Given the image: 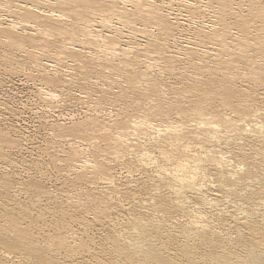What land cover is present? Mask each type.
Masks as SVG:
<instances>
[{
  "label": "bare ground",
  "instance_id": "bare-ground-1",
  "mask_svg": "<svg viewBox=\"0 0 264 264\" xmlns=\"http://www.w3.org/2000/svg\"><path fill=\"white\" fill-rule=\"evenodd\" d=\"M173 3L176 8L171 13ZM242 5L246 6L244 10L241 9ZM175 11L187 17L184 24L178 22L179 17H173ZM206 13L213 14V19L210 16L212 21L204 25ZM250 16L260 19L264 29L263 0H0V49L2 51L3 47L7 50L1 55L7 58L3 64L7 63L5 65L8 66L7 71L6 68L4 70L37 83V90L45 103H57L63 95L86 103L91 95H95L90 109L79 115V118L70 115L68 123L55 119L45 125L51 136V143H48L60 150L56 152V157L54 155L59 165L54 169L65 171L72 185L85 183L80 194H77L80 198H77L76 205L81 207L91 202L101 209L100 212L106 211L109 195L97 188L99 182L107 181L108 186L113 185L115 175L112 163L122 161L130 152L137 153L138 157H135L136 162H129L130 169L154 166L159 176V179L150 182H153L154 190L164 187L171 189L177 206L172 204V198L169 202L178 210L182 208L184 211V206L189 205L187 214L192 215V220L188 224L175 220V224L170 223L168 226L172 229L167 230L162 223L172 208L160 198V192L158 198L157 195L153 198L151 207L158 209L157 205H160L163 213L154 220L155 225H159L155 226L154 222L149 221L134 227L135 238H129L126 244L133 247L130 252L139 260L143 258L151 264H174L169 258L163 257L151 238L148 242L140 241L146 229H159L153 230L155 234L160 229L164 233L178 230L179 235L187 237L185 239L207 244H214L216 238L221 237V232L206 221L205 207H209L210 211L213 209L215 215L212 217L222 223L227 218L231 219V213L221 208L216 198L211 196L215 190L208 185L222 192L228 204L237 206L234 212L240 211L249 217L257 211V207L264 208L263 162L249 161L233 151L234 147L244 145L245 139H250L247 136L240 137L241 132H244L254 135L253 138L259 143V151L264 153V108L255 106L256 109L252 111L258 115L253 116V119H250L251 115L248 118L246 111L250 112L254 104L247 98L243 100L241 96L236 97L237 91L232 88L227 77L230 69L239 70L240 66H244L248 70L244 78L264 85V56L255 55L259 51L258 42L242 46V28L248 25ZM231 31L235 33L231 34ZM125 33L129 35L128 43H122ZM181 34L188 35L195 42L191 48L187 47L189 45L182 47L177 44L176 37ZM138 35L146 37L143 46L137 42ZM170 43H174L173 50L176 49L177 53L169 57L172 54L168 52ZM209 43L217 49L208 48ZM249 47L255 49L253 56L248 58ZM163 51L168 52V55L162 54ZM20 55L24 59L17 61ZM175 56L183 59L179 60ZM225 56L230 57L229 61L235 67L223 65ZM136 60L142 63L141 69L135 68ZM172 60L201 63H195L198 69L193 68L195 65L189 66L194 69L192 75L197 77L193 80L195 86L191 88L197 98L186 102L187 106L180 101L181 104L180 99H175L174 96L180 95L178 91H163L166 87L158 89L157 75L151 71L153 67L159 66V72L162 69L175 72L177 68ZM207 60H212L213 67L205 65ZM161 64L170 67H161ZM210 70H223L224 73L217 78V74L213 75ZM102 79L109 83H103ZM137 79L150 101L132 115L113 111L112 106L121 102L118 97L126 99ZM105 106L112 107L107 116L103 113ZM171 112L178 118L170 120ZM4 131L0 130V144L18 147V138H12ZM221 140L225 143L229 141L226 143V146L231 147L229 151L219 149L217 144ZM151 148L159 149L158 158L152 155ZM7 175L2 181L5 189L15 183L9 181ZM36 183L32 185L34 189L46 196L49 192L45 186ZM88 185L92 188L89 189ZM119 190L117 193H120ZM188 191L193 192L190 197H187ZM47 199L55 201L53 197ZM185 201H189L188 204ZM150 213L154 214V209ZM225 214L229 217H225ZM239 221L236 216L231 227L234 231L228 229L227 240L217 241L216 244L221 245V256L213 258L214 264H264L262 227H249L251 223L246 222L241 228L236 225ZM247 227L249 233H246ZM11 233V244H5L0 250V264L9 262L15 249L16 236L15 232ZM119 238H115V241ZM235 249H241L238 256L229 253Z\"/></svg>",
  "mask_w": 264,
  "mask_h": 264
},
{
  "label": "rangeland",
  "instance_id": "rangeland-1",
  "mask_svg": "<svg viewBox=\"0 0 264 264\" xmlns=\"http://www.w3.org/2000/svg\"><path fill=\"white\" fill-rule=\"evenodd\" d=\"M244 3L245 2L243 1V4ZM175 8L176 5L173 3L171 6V13L174 12ZM245 8L246 6L242 5L241 9L244 10ZM253 14H256V12H253ZM174 16L176 19L179 17L177 19L178 22L181 21L183 24L186 22L187 17L185 15L179 14L175 11L173 17ZM204 16V25L213 19V14L206 13ZM250 18L248 25H245L246 27L242 28L244 32L242 46L245 47L246 44L253 45L255 42H258V48H256L257 50L259 49V51H256L258 54L255 55L261 57L264 56V29H262L263 26L260 19L252 16H250ZM233 33L235 32L231 31V34ZM227 37H229V35ZM176 38V42H178L177 44L182 47L189 45L187 47L191 48L192 43H195L188 35L185 36L184 34H181ZM122 39V43H128L129 35L125 33ZM145 41L146 37L142 35L137 36V42H140L142 46ZM173 45L174 43H170L169 51L162 48L163 50L172 53L169 54V57L170 55L174 56V53H177L175 52L177 51L176 49L173 50L175 48ZM212 45L214 44L209 43L207 47L209 46L208 48H210L211 46V48H216L215 45L213 47ZM254 49L255 48L253 47L248 48L249 53L246 55L248 58L253 56ZM5 50L6 49L3 47L2 51L0 49V130L7 131L12 138L17 137L20 141L19 146H12L13 148L4 143H2L3 145L0 144L2 147H0V250L1 248H4L5 244H11L9 243V238L13 235L11 231L15 232L16 236L14 239L15 249L10 255L9 262L6 264H151L143 258H140L139 260V258H136L137 256L132 255V252L130 251H133V247L130 246V248L126 245L132 240V237L135 238V233L132 229L134 227H139L141 223L145 224V222L149 221H152V223L154 222L153 224L155 225L154 220L157 217L162 216L163 213L160 209V205H157L158 209L151 207L153 198L156 195L158 198L159 192L160 198H163L168 207L172 208L169 211V214L165 217L164 223H162V226L168 228H166L167 230L172 229V227H168L170 223L175 224L176 221H180L188 224L192 220L190 217L192 215L190 214L189 216L187 214L188 211H190L189 205H185L187 209L184 206V211L182 208V211L180 209L178 210V207H173V205L170 204L173 200L172 204L175 203L174 206H177V201L174 202L175 197L172 194V191H170L171 189H166L167 187H164L165 189L161 188V190L158 191L154 190V187L152 186L153 182H150L152 179L154 181L156 178L159 179V176H157L158 171L154 166H148L144 169L137 165L138 167L130 169L129 164L131 162L133 163L134 160L136 162L135 157H137V153L135 152H130L132 154H126L125 157L122 158V161H115L117 165L115 162L112 163V166L114 167L113 173L115 175V181L113 184L115 189L113 185L108 186L107 181L106 183L99 182L100 184L97 188L102 189L105 193L108 192L106 194L109 195V198L112 197L113 199H106L107 202H109V204L107 203L105 206L108 211L106 209V211L104 210L103 212H100L99 210L101 209L99 207L97 208V206L91 202H88L81 207L76 205L77 198H80L77 194H80V190L83 189L85 183H77V186L72 185L69 179L67 180V175L64 173L65 171H62L57 167V170L54 169L55 166H59L55 162V157L58 155L56 152L60 150L57 146L55 147V145H50L48 143H51V136L49 132L46 131L47 128L45 125L47 122H52L55 119L60 122L66 121L65 123H68L70 115H74L75 117H78L79 115L82 116V114L92 106V101L94 100L95 95H91L86 103H84V100L77 101L76 99L68 98L66 95L61 96V101H58L57 103H45V100H43L44 97L41 96L37 90V83H35V85L30 79L28 80V78H25L22 75H11L6 72L8 66H6L7 63L3 64V62H7V58L2 57L3 55H1L3 51L7 52V50ZM166 51H163L164 53L162 54L167 53L165 55H168V52ZM20 56L17 61L24 59L23 56ZM175 57L179 60L183 59V57L180 56ZM142 60L143 59H141V61ZM223 60L224 66L230 67L229 65H231L232 67H235V65L231 64L229 61L230 57L225 56ZM211 61L212 60H207L205 65L213 67ZM25 62L27 63L28 60ZM139 62L140 61L136 60V63H134L136 69H141L143 67L142 63ZM172 62L173 65L174 62L177 65H175L177 68L175 69V72H168L166 69H162L159 72L158 66L151 69V71L153 70L152 74L157 75L155 76L157 78L156 83L158 84V89L163 90L166 87L163 91L166 89V91L172 89V93L178 91L180 95H172V97L174 96L177 100L180 99L179 102H184L183 104L187 106L186 102L190 103V101H194L196 100L195 98H197L195 96L196 93L191 90V88L195 86L193 80L197 77L192 75L194 69H191L189 66H194L195 63H201L195 61H191V63L186 61L177 62V60H172ZM30 66L33 67L32 64ZM162 66L163 64H161V67ZM166 66L164 65L163 67ZM196 66L197 65L193 68L198 69ZM182 67H188V69L184 68L185 71ZM240 67L241 69L239 70L230 69L228 71L229 75L227 77L229 80L231 79L230 81L228 80V82H231L230 85L237 91V95H235L236 97H242V99L247 98L254 104L253 107L250 108V112L246 111L247 115H249L248 118H250L251 115L250 119H253V116L258 115L256 113L254 114L252 111L253 108L256 109L255 106L264 108V85H258L257 83H253L247 78H244V74H246L248 70L244 66ZM4 68H6V71ZM180 68L183 71H181ZM210 71L213 75L217 74V78H220V75L224 73L223 70L221 72L219 70ZM101 81L103 83H109V81L104 79ZM119 81L120 80H118V82ZM121 85L125 86L124 84ZM180 88H183L182 90L184 92ZM128 92L129 95L126 99H124V97H118L121 102L116 103V106H112L114 107L113 111L117 110V112L121 114L125 113L124 115H126L127 113V115H132L139 110L140 106H144L150 101L148 97L144 95L146 93L140 88L138 79L135 81L134 85L130 87ZM187 92H190V94H187ZM112 107L110 106L109 108L112 109ZM109 108L108 106H105L106 110L103 113L106 114V116L109 114V110H111ZM119 108L122 109L119 111ZM171 113L169 115L170 120L178 118L173 112ZM241 136H247L250 139H245L244 145L234 147L233 151L241 154L242 158H246L249 161L260 160L264 164V153L259 151V143L253 138L254 135L241 132L240 137ZM139 138H142V136ZM129 139L136 138L130 137ZM134 141L136 142L139 140ZM139 142L142 143L143 141ZM226 143H229V141H226ZM226 143L221 140L217 146L219 149L229 151L231 147L226 146ZM237 143L242 144L243 142ZM216 150L219 151L218 149ZM151 152L156 158L159 157V149L151 148ZM6 175V178H8L9 181L17 183L16 185L14 183L15 186L13 185V188L5 189L3 187L4 185L2 181ZM205 181L206 185H208L207 179H205ZM36 182L39 183L38 186H45L44 188L49 192L46 196L34 189L33 186L37 184ZM208 186L215 190L212 192L211 196L216 198V201L221 205V208H224L231 213V219L227 218L225 219V223H222L215 217H212V215H215L213 214V209L210 211L209 207H205L204 212H207L205 213L207 217L206 221L208 223L210 222L209 225L213 228L215 227L218 232H221H219L221 237L216 238L214 244L193 242L191 239H185L187 237L179 235L178 230L164 233V230L160 229V231H156L157 234H155V231L153 230L156 228L146 229V233L140 237V241L148 242L151 238V241L161 250L163 257L165 259L169 258L174 264H214L212 262L213 258L221 256V245L216 243L220 240H227L226 238L228 235L226 234L230 231L228 229H232L233 221L237 216L240 221L237 222L236 225L241 228H243L246 222L251 223L249 224V227H252L253 225L262 227V239L264 243V208L257 207V211L249 217L245 216L240 211L234 212L233 210H237V206L234 204H228L226 199L222 197V192L220 193L217 188H214L211 185ZM89 187L90 185H88V188ZM90 188H92V186ZM118 190L120 193H117ZM191 194H193V192L188 191L187 197H190ZM49 196L55 198V201L48 200L47 198H50ZM85 200L90 201L88 198H85ZM185 202L188 204L189 201ZM153 209L154 214H151L150 212ZM224 216L229 217L227 214ZM156 225L158 226L159 223H156ZM249 227L246 228V233H249ZM118 233L119 235H123L119 236ZM4 234L7 237H4ZM164 234H168V236H165ZM233 237L234 236L232 235V238ZM115 238L119 239L115 241ZM185 246L190 247L186 248ZM36 248H38V251L35 252ZM39 248H41V250ZM258 249L262 250L263 248L258 247ZM239 252H241V249H235L229 253L233 256H238ZM141 260H144V262Z\"/></svg>",
  "mask_w": 264,
  "mask_h": 264
}]
</instances>
